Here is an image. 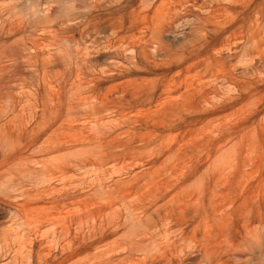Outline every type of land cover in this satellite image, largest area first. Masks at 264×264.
<instances>
[{"label":"rangeland","instance_id":"1","mask_svg":"<svg viewBox=\"0 0 264 264\" xmlns=\"http://www.w3.org/2000/svg\"><path fill=\"white\" fill-rule=\"evenodd\" d=\"M0 264H264V0H0Z\"/></svg>","mask_w":264,"mask_h":264},{"label":"bare ground","instance_id":"2","mask_svg":"<svg viewBox=\"0 0 264 264\" xmlns=\"http://www.w3.org/2000/svg\"><path fill=\"white\" fill-rule=\"evenodd\" d=\"M125 119V118H124Z\"/></svg>","mask_w":264,"mask_h":264}]
</instances>
